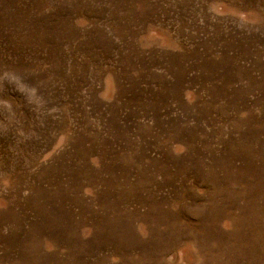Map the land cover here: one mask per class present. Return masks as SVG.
Returning <instances> with one entry per match:
<instances>
[{
	"label": "rangeland",
	"instance_id": "rangeland-1",
	"mask_svg": "<svg viewBox=\"0 0 264 264\" xmlns=\"http://www.w3.org/2000/svg\"><path fill=\"white\" fill-rule=\"evenodd\" d=\"M0 264H264V0H0Z\"/></svg>",
	"mask_w": 264,
	"mask_h": 264
}]
</instances>
